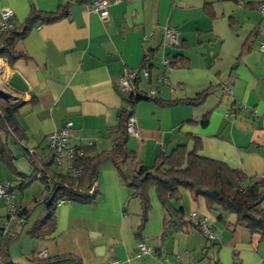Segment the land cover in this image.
<instances>
[{
    "label": "crops",
    "instance_id": "0c3cea01",
    "mask_svg": "<svg viewBox=\"0 0 264 264\" xmlns=\"http://www.w3.org/2000/svg\"><path fill=\"white\" fill-rule=\"evenodd\" d=\"M110 1L109 16L103 21L86 12L87 0H0V11L11 9L16 23L31 6L56 11L68 3L66 16L35 25L22 39L26 58L11 67L0 58V85L11 101L22 103L17 119L26 140L20 145L31 143L24 150L33 148L45 158L46 135L66 120L72 121L71 144L92 147L95 153L111 150L109 130L116 125L118 112L128 107L117 79L126 68L140 67L144 55L151 52L153 69L149 79H141L140 90L148 93L154 88L159 100L178 103L141 100L135 104L136 134L128 135L126 142L127 151L134 155L118 166L127 171L152 166L160 151L168 153L178 144L191 150V138L196 137L199 155L264 180V52L259 50L264 18L258 10L262 0ZM169 26L176 29L178 47L162 42ZM247 42L249 47L243 50ZM178 53L185 64L166 69L167 82L158 83L161 59ZM208 88L212 91L198 105L179 102ZM51 170L56 171L53 165ZM5 178L18 179L0 161V180ZM95 183L93 203L57 205L55 229L44 238H30L28 229L22 234L32 209L23 225L12 224L8 260L0 257V264H35L36 253L42 250L48 257L73 254L82 264L110 260L117 264H264V238L236 227L231 213H223L224 225L217 218L218 207L208 209L202 196L194 198L187 190H182L176 203L183 208L186 222L174 226L164 224L166 213L150 190L151 207L141 240L152 252L137 257L139 199L131 195L110 161L102 164ZM46 191L41 181H33L19 195L22 207ZM260 208L264 212V200ZM5 213L0 199V220ZM191 214L206 218L215 238L209 240L195 229L189 222Z\"/></svg>",
    "mask_w": 264,
    "mask_h": 264
},
{
    "label": "trees",
    "instance_id": "16d2710c",
    "mask_svg": "<svg viewBox=\"0 0 264 264\" xmlns=\"http://www.w3.org/2000/svg\"><path fill=\"white\" fill-rule=\"evenodd\" d=\"M67 1L69 3L75 0ZM68 3L56 11H42L31 6L29 13L21 22L16 23L14 20L10 27L1 31L0 58L10 67L15 61L26 58V53L20 47L22 39L35 25L51 23L66 16ZM263 25L264 22L261 26ZM259 28L260 26L253 30L250 35L251 38L256 36ZM248 47L249 42L244 44L242 49L247 50ZM149 54L151 58L152 53L149 52ZM147 62L143 58L140 68L144 67ZM184 64L185 58L180 53L170 57V68ZM151 65L148 63L150 73L153 69ZM140 82L141 78L138 77L135 90L123 98L128 107L118 112L117 123L109 130L113 142L112 149L95 153L92 147H81L82 155H77L75 162L82 167L83 175L77 180L51 170L52 160L49 153L43 158L37 152L29 154L28 148H25L23 154L31 167V173L23 174L15 168L13 165L15 156L7 141L11 137L14 144L20 145L26 140L24 129L17 119L22 103L11 101L7 94L0 92V161L11 175L18 177V179H12L16 182L18 195L35 180L41 181L47 190L43 196L32 201L25 208L22 207L24 216H27L37 204H45L44 216L30 225L27 230L28 236L30 238H44L54 231L56 225L55 209L59 199L81 204L93 203L97 190L95 187L90 193L88 192L92 181L96 179L102 164L110 161L117 166L123 182L131 191V195L140 201L141 218L136 230V237L140 241H142L141 233L151 207L149 192L152 189L166 213L165 225L174 226L176 223L181 225L186 222L183 208L176 207V203L182 198V190H187L194 198L202 196L208 209L218 207L217 218L224 225L226 222L223 213H231L236 216L234 224L236 227H243L250 234H257L260 238H264V212L260 208V203L264 200V181L247 175L241 169L231 168L224 162L199 155L200 141L196 137L191 138L194 141L191 150H187L185 144H178L168 153L160 151L152 166H139L133 171L123 170L118 166L121 161L133 158L134 155L126 149L128 139L126 121L132 115L135 104L141 100H153L162 105L178 103L177 101H161L156 96L144 93L139 88ZM211 91L212 89L208 88L193 99L179 102L198 105ZM206 122L205 117L203 124ZM40 170H42L41 176H36ZM48 198L50 200L46 203ZM3 220H0V257L3 260H8L7 245L13 238V234L10 231L11 226L5 234H2ZM189 222L195 229L199 230L191 220ZM7 264L15 263L8 261ZM35 264H82V262L75 255L67 253L45 259L36 258Z\"/></svg>",
    "mask_w": 264,
    "mask_h": 264
},
{
    "label": "built area",
    "instance_id": "2783aa9c",
    "mask_svg": "<svg viewBox=\"0 0 264 264\" xmlns=\"http://www.w3.org/2000/svg\"><path fill=\"white\" fill-rule=\"evenodd\" d=\"M121 0H114L118 2ZM112 2L110 0H87L84 7L87 13L97 14L99 18L105 21L109 16V8ZM258 10L262 17L264 18V0L259 2ZM14 21V13L9 8H4L0 11V30L3 31L10 27ZM162 42L168 47H178L179 41L177 37V32L174 27H166L163 31ZM259 50L264 52V42L259 43ZM145 60L148 62L144 67L138 68H126L123 73L117 79V89L121 94L129 96L136 88V79L140 77L141 79H149L150 70L148 68V63H150V54L146 53L144 55ZM163 72L157 78L158 83H166V69H169L170 57L165 56L160 61ZM227 94L231 93L230 88H225ZM148 95L156 96V91L154 88L148 90ZM71 128L72 121L66 120L63 125L49 134L46 135V146L49 155L51 156L52 165L56 169V172L64 174L65 176L77 180L83 175V169L78 166L75 162L77 155H82L81 147L78 145L71 144ZM126 131L128 135L136 134L135 118L133 115L129 116L126 121ZM36 150L33 148H28V153L33 154ZM42 170L36 173V176H41ZM264 181V180H263ZM96 187L95 179H93L92 184L89 189V193ZM0 199L4 203L5 217L3 220L2 234H5L8 228L12 224L23 225L26 218L22 212V205L19 201L18 188L16 182L12 179L5 178L0 180ZM65 199H59L57 205L65 203ZM191 222L200 230V232L208 239H213L215 233L210 228L206 218L196 217L194 214L190 215ZM135 256L141 257L149 255L152 252V248L144 243L143 241H138L136 244ZM48 255L46 251L42 250L36 253V258L45 259ZM177 258V256H176ZM167 262V258H164ZM117 260H110L108 264H117Z\"/></svg>",
    "mask_w": 264,
    "mask_h": 264
},
{
    "label": "rangeland",
    "instance_id": "374dc122",
    "mask_svg": "<svg viewBox=\"0 0 264 264\" xmlns=\"http://www.w3.org/2000/svg\"><path fill=\"white\" fill-rule=\"evenodd\" d=\"M3 90V87L0 85V92ZM4 93L6 94V91H4ZM8 145L10 147V149L12 150L13 154L17 157L16 159L13 160V165L15 166V168L23 173V174H29V172L31 171V167L29 165V163L27 162L25 156H24V147L23 146H30L31 143L27 142V143H22L23 145H16L14 144L12 138L10 137L8 139ZM26 144V145H25ZM45 213V204L44 203H39L37 204L31 211L30 215H29V222L25 225V227L22 230V234H25V231L29 228L30 224L36 220V219H40L42 216L41 214Z\"/></svg>",
    "mask_w": 264,
    "mask_h": 264
},
{
    "label": "bare ground",
    "instance_id": "6f19581e",
    "mask_svg": "<svg viewBox=\"0 0 264 264\" xmlns=\"http://www.w3.org/2000/svg\"><path fill=\"white\" fill-rule=\"evenodd\" d=\"M3 68V65L1 64V62H0V70Z\"/></svg>",
    "mask_w": 264,
    "mask_h": 264
},
{
    "label": "water",
    "instance_id": "95a60500",
    "mask_svg": "<svg viewBox=\"0 0 264 264\" xmlns=\"http://www.w3.org/2000/svg\"><path fill=\"white\" fill-rule=\"evenodd\" d=\"M50 198H51V196H50ZM50 198H48V200L46 201V203L49 202Z\"/></svg>",
    "mask_w": 264,
    "mask_h": 264
}]
</instances>
